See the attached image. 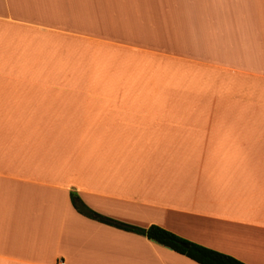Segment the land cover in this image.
<instances>
[{"label": "crops", "instance_id": "crops-1", "mask_svg": "<svg viewBox=\"0 0 264 264\" xmlns=\"http://www.w3.org/2000/svg\"><path fill=\"white\" fill-rule=\"evenodd\" d=\"M262 8L0 0V264H264Z\"/></svg>", "mask_w": 264, "mask_h": 264}, {"label": "trees", "instance_id": "trees-1", "mask_svg": "<svg viewBox=\"0 0 264 264\" xmlns=\"http://www.w3.org/2000/svg\"><path fill=\"white\" fill-rule=\"evenodd\" d=\"M70 198L73 206L85 216L126 231L145 235L148 239L167 246L199 264H246L231 255L184 239L159 225L151 224L147 227H140L102 215L88 207L75 191L70 192Z\"/></svg>", "mask_w": 264, "mask_h": 264}, {"label": "bare ground", "instance_id": "bare-ground-1", "mask_svg": "<svg viewBox=\"0 0 264 264\" xmlns=\"http://www.w3.org/2000/svg\"><path fill=\"white\" fill-rule=\"evenodd\" d=\"M261 29L263 31V37H264V0H263V8H262V11H261Z\"/></svg>", "mask_w": 264, "mask_h": 264}, {"label": "rangeland", "instance_id": "rangeland-1", "mask_svg": "<svg viewBox=\"0 0 264 264\" xmlns=\"http://www.w3.org/2000/svg\"><path fill=\"white\" fill-rule=\"evenodd\" d=\"M260 16H261V14H260ZM262 18V17H261ZM36 77H39V79H37L36 77L34 78V79H32V80H40L41 81V77L39 76V75H35ZM74 77V76H73ZM48 80H50V81H53V74L52 75H50L49 76V79ZM57 80V79H56ZM63 80H66V79H63ZM70 80V79H69Z\"/></svg>", "mask_w": 264, "mask_h": 264}, {"label": "built area", "instance_id": "built-area-1", "mask_svg": "<svg viewBox=\"0 0 264 264\" xmlns=\"http://www.w3.org/2000/svg\"><path fill=\"white\" fill-rule=\"evenodd\" d=\"M60 264H65L64 262H60Z\"/></svg>", "mask_w": 264, "mask_h": 264}]
</instances>
